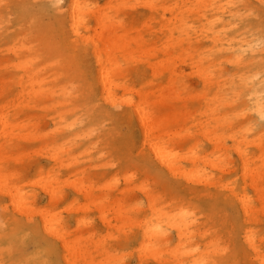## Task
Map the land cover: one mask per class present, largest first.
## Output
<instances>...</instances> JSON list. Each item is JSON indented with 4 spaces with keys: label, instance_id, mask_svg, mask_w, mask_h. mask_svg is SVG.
Returning <instances> with one entry per match:
<instances>
[{
    "label": "bare ground",
    "instance_id": "bare-ground-1",
    "mask_svg": "<svg viewBox=\"0 0 264 264\" xmlns=\"http://www.w3.org/2000/svg\"><path fill=\"white\" fill-rule=\"evenodd\" d=\"M262 220L264 0H0V264H264Z\"/></svg>",
    "mask_w": 264,
    "mask_h": 264
},
{
    "label": "rangeland",
    "instance_id": "rangeland-1",
    "mask_svg": "<svg viewBox=\"0 0 264 264\" xmlns=\"http://www.w3.org/2000/svg\"><path fill=\"white\" fill-rule=\"evenodd\" d=\"M39 23L42 25L43 29H53V31L55 32V24H54V21H53V18H52V15L48 12H45L44 14H42L39 19H38ZM39 163L43 166L47 165L46 161L45 160H41L39 161ZM121 191H112L110 193V196L113 198L115 196H117ZM68 194V200H72V198H74V193L72 191H69L67 192ZM41 194V196H39V205L40 206H43L46 204V197L45 195ZM41 197V199H40ZM141 196L139 194L136 193V198H138L139 200H141L140 198ZM69 202H65L63 203L60 207L63 208L65 205H67ZM236 212L234 211V209H232L231 207H227V208H224L223 209V215L221 214H217L215 216H213V219L216 221L217 224H219L220 222L219 219H216L214 217H220L222 218V221L221 223L222 224H225V227L226 228H231L233 227L234 225V221H235V217H236ZM73 217H71V214H68L65 215V219L67 220L68 222V225L70 227H73L75 224H74V218L72 219ZM91 218L92 219H96V215L95 214H92L91 215ZM71 222V224H70ZM73 222V224H72ZM220 223V224H221ZM262 223L264 224V221L262 220ZM262 224V225H263ZM95 225L97 228H101V224L98 222V221H95ZM173 232V231H171ZM170 232V235H169V238L172 239V240H175V232L171 233ZM173 234V236L171 235ZM229 239V238H228ZM228 239H224V243H229ZM229 240H231V242H234L235 239L234 238H230ZM33 250H35V244H34V241L31 240V239H28V240H25V241H21V242H18L11 250V253L9 254L8 256V259L11 260V261H21L22 259H24L25 257H27ZM48 264H52V263H48ZM125 264H136V260L134 257H130V258H127Z\"/></svg>",
    "mask_w": 264,
    "mask_h": 264
}]
</instances>
